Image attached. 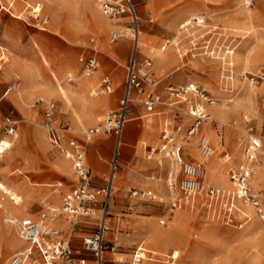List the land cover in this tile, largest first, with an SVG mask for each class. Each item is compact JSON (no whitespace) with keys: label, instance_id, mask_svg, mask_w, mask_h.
I'll use <instances>...</instances> for the list:
<instances>
[{"label":"rangeland","instance_id":"374dc122","mask_svg":"<svg viewBox=\"0 0 264 264\" xmlns=\"http://www.w3.org/2000/svg\"><path fill=\"white\" fill-rule=\"evenodd\" d=\"M133 2L147 44L138 51L131 36L111 42V32L118 25L103 14L97 0H0V264H7L12 255L28 246L15 227L5 221L8 215L32 216L41 222L46 218L43 229H58L57 239L69 240L76 257L93 260L82 238L95 226H79L71 235L70 221L62 213L63 196L76 185V174L64 153L50 142L42 110L32 104L38 96L56 101L57 123L69 125L82 142L94 170L93 184L105 185L118 138L112 133L88 131L101 126L116 104L114 95L105 93L99 85L100 80L96 83L97 73L100 70V77L110 74L114 87L120 86L122 82L115 84L117 76L125 80L134 52L138 63L152 60L149 70L155 83L146 85V93L137 94L138 103L130 102V121L122 134L124 143L110 199L106 238L117 246V251L108 255L109 264H129L139 244L165 253L156 256L160 260L172 251L178 252L179 264H264V221L255 207L236 198L237 221L228 223L222 203L205 192L204 200L197 194L186 199L188 203L181 209L171 211L167 177L162 186V177L156 171L168 164V172L176 175L179 166L167 159L159 164L162 155L151 152L162 143L161 132L168 119L175 130V142L185 146L186 161L201 164L205 174L209 164L214 166L217 176L211 186L230 192L216 179L221 176L231 183L230 175L225 177L222 172L229 173L243 164V155L248 158L264 150V0ZM38 10L40 16L36 17ZM96 16L108 22L103 31L96 24ZM192 16L202 17L204 22L181 28L180 24ZM78 25H82L81 31ZM179 29L182 38L178 39V48L170 46L157 55L161 44L175 37ZM122 39L128 41L123 56L114 49ZM90 54L98 57L100 65L94 75L87 76L79 57ZM59 69L66 71L60 73ZM15 76L20 84L16 90L6 92ZM68 76H73L74 82H69ZM81 79L91 86L87 91L77 89ZM188 83L203 86L214 101L205 103L208 119L192 134L188 133L194 126V118L188 114L190 103L202 106L203 102L192 94H186V102L177 101L167 90L169 85ZM156 89L162 103L149 113L143 97ZM122 91L123 85L118 93ZM108 95L113 97L110 107L92 109L97 108L96 100ZM136 105L139 109H133ZM7 118L19 120L14 135L6 131ZM178 126H182L179 132ZM206 134L211 138L212 153L203 160L199 147ZM252 136L261 138L262 147L248 154ZM259 161L254 162L255 167L252 165L251 184L264 211V160ZM232 187L235 194L234 184ZM136 190L152 191L153 197L135 195ZM17 195L21 200L16 199ZM178 195L183 193L179 191ZM240 208L250 216H242ZM77 237H81L79 242ZM147 254L155 258L153 253ZM29 258L25 264H46L38 251Z\"/></svg>","mask_w":264,"mask_h":264},{"label":"built area","instance_id":"2783aa9c","mask_svg":"<svg viewBox=\"0 0 264 264\" xmlns=\"http://www.w3.org/2000/svg\"><path fill=\"white\" fill-rule=\"evenodd\" d=\"M103 14L112 20L123 22L125 17H130L122 27L112 30L110 35L111 42H115L126 34L130 35L133 40H136L140 32L141 16L133 0H97ZM35 10V9H34ZM36 12V17H39V11ZM47 22V18L43 19V23ZM202 24L204 19L199 16H192L185 19L181 24V28H187L192 23ZM94 41V39H91ZM2 59H0L1 61ZM83 65L84 72L88 75L93 74L98 70L100 62L96 56H81L79 58ZM152 60L150 58L144 59L138 63L136 53L134 52L129 64L127 66V77L124 86V93L119 101L116 109H112L107 113L106 119L101 126L89 129V134L99 132L112 133L117 140V146L120 144V138L124 132L125 126L128 122L130 115V101L133 95L144 94L146 92V85L155 83L150 68ZM1 68V66H0ZM74 77L68 76V81H73ZM20 78L15 76L7 91L16 90L20 84ZM102 86L105 92L111 93V79L106 75L102 80ZM168 93L171 98L177 101H184V95L192 94L200 99L203 104L199 106L198 103H190L189 115L194 118V126L189 129L188 133L192 134L196 128L208 119V112L205 103L212 104L214 101L207 90L201 85H181L167 87ZM144 106L148 112H152L157 105L162 103L159 95L150 94L144 98ZM46 103L45 121L43 126L49 134V139L52 145L60 149L65 156L70 160L74 168L77 185L67 192L62 199V213L66 215L70 221V234L77 227L81 225L83 219H96L94 231L86 233L83 238L84 249L93 253V264H109V253H115L117 246L111 241L107 240L106 232L108 230V219L110 218V199L113 191V180L115 169L117 167L119 150L115 153L112 171L107 179L105 185L101 187L95 186L93 183V171L88 165L86 160V152L83 145L75 139L69 140L67 146L64 142L62 131L64 127H60L55 123V102L45 100L40 97L34 103L39 105ZM177 104V103H176ZM173 104V105H176ZM18 120L9 119L6 125V131L10 135L16 133ZM171 122L165 124L162 132V144L156 148L157 153L161 154L163 158L170 159L179 166V171L176 175L169 174L166 183L169 195L171 197L169 205L171 211L181 209L188 201L186 199H193L201 190L203 186L202 181V168L198 164L186 161L185 146L183 143L175 142V130L171 127ZM182 130V126H178L176 131ZM262 147V140L258 136H252L248 153L255 152ZM200 150L204 154L211 152V144L206 136L200 139ZM153 152V149H151ZM250 158L251 154H250ZM253 174L252 165L250 163H243L239 167L231 169L229 172L230 178L236 189V197L244 203L251 204L256 208L257 213L264 221V211L261 204L260 197L254 192L251 178ZM181 191L183 196H179L178 192ZM206 193L210 199L220 201L225 211V219L228 223L237 221L236 211L237 206L234 197L218 187L209 186ZM135 195L141 194L144 197L152 198V191L141 192L138 190L134 192ZM98 212V213H97ZM7 222L12 224L17 233L23 238L28 246L18 253H15L9 259L7 264H24L25 260L34 255L38 251L46 264H89L86 257H76L72 245L69 240L57 238L60 235L58 229L50 228L49 230L43 229L42 222L34 219L32 216L23 217H9ZM162 223L164 221H161ZM246 223V221H244ZM244 223H240L243 226ZM147 251L143 244L137 245L133 252L129 264H144ZM166 259L162 260L164 264H179V253L172 251L165 256ZM158 259L150 258L149 261L157 262Z\"/></svg>","mask_w":264,"mask_h":264},{"label":"bare ground","instance_id":"6f19581e","mask_svg":"<svg viewBox=\"0 0 264 264\" xmlns=\"http://www.w3.org/2000/svg\"><path fill=\"white\" fill-rule=\"evenodd\" d=\"M98 2V1H97ZM152 2L154 3L155 2V0H152ZM99 3V2H98ZM100 6V5H99ZM39 11V14H40V11L41 10H38ZM98 15V14H97ZM101 16V15H100ZM96 24H97V26L99 27V29L101 30V31H103L104 30V28L106 27V25H108V22H107V20L106 19H104V18H101V17H98V16H96ZM115 21V20H114ZM119 27V26H118ZM107 28H108V26H107ZM83 28L80 26V25H78L77 26V30H79V31H81ZM181 34H182V31L179 29V30H177V35L175 36V37H173L172 39H170V40H165L164 42H163V44H161V46L157 49V55H159L160 54V52L162 53V51L163 50H166L168 47H170V46H175V47H177L178 45H179V41H178V39L181 37ZM124 37H130V35H128V34H126ZM124 37H121V38H124ZM138 37V38H137ZM136 37V44H135V48L137 49V51H138V49H140V48H146L147 47V44H146V39H145V35L143 34V32H142V30H141V27H140V32H139V34H138V36ZM182 38V37H181ZM181 38H180V40H181ZM119 40V39H118ZM104 45L105 46H107V43L105 42L104 43ZM134 48V49H135ZM171 48V47H170ZM178 48V47H177ZM171 50V49H170ZM172 51V50H171ZM136 53V52H135ZM231 53V52H230ZM158 61V60H157ZM97 71H95L93 74H90V75H88L87 73H86V75L87 76H92V75H94L95 73H96ZM56 78H57V76H56ZM57 80H58V78H57ZM59 81V80H58ZM189 84V83H188ZM189 85H195V84H193V83H190ZM60 88V87H59ZM27 89H28V87H27ZM25 91V89H24V87L23 88H21L20 89V91H21V94H23L22 93V91ZM61 90L63 91V93H64V95H65V90H64V88L61 86ZM107 93V92H106ZM20 94V93H19ZM20 94V95H21ZM109 94V93H108ZM247 94H248V96L249 97H251L252 96V92L248 89V92H247ZM107 97H109V96H107ZM107 97H106V99L105 98H101V99H99L98 101L96 100V102H95V105L97 106V108H100L102 105H104V103H106V102H108L109 101V99H107ZM184 99H188L187 97H186V95H184ZM111 100V99H110ZM140 101V98L138 97V95L136 94L135 96H132V98H131V103H133V104H136V103H138ZM214 103V102H213ZM212 103V104H213ZM199 104V103H198ZM199 106H200V104H199ZM210 109V108H209ZM247 110V109H246ZM248 111V110H247ZM218 118H220V117H218ZM222 118V117H221ZM220 118V119H221ZM128 121H130V120H128ZM169 122V120L167 119L166 121H165V124L166 123H168ZM165 128V127H164ZM206 137L208 138V140H209V142H210V144H211V138H210V136L209 135H207L206 134ZM175 138H176V134H175ZM120 144H119V146H118V150H120V148L122 147V145H123V143H124V141H123V137H121L120 139ZM212 145V144H211ZM219 145V144H218ZM240 149V148H239ZM155 151H156V147L155 148H153V153H155ZM152 152V151H151ZM262 152L264 153V150H261L260 152H259V154L257 155V154H251V157L252 158H250V156L248 157V158H243V156H242V158H240V160L241 161H243V163H250L251 165H253V167H255V164H254V162H257V164L260 162L259 160L260 159H262V160H264V156H262ZM211 153H212V146H211V152L209 153V154H204V153H202L203 155H202V157H203V160H205V159H207L210 155H211ZM239 154V153H238ZM243 154V153H242ZM249 154V153H248ZM235 155H237V154H235ZM239 156V155H238ZM240 157V156H239ZM245 157V156H244ZM236 158H238V157H236ZM158 160H159V164H162L163 163V156L162 157H160V158H158ZM231 163H233V161L231 162ZM177 165V164H176ZM198 165H200L201 166V164H198ZM178 166V165H177ZM202 167V166H201ZM218 167V166H217ZM253 167H252V169H253ZM215 172H216V168L214 167V166H212L211 164H209L208 166H207V172H206V174H205V168H204V171L202 170V176H203V178H204V174H205V182H203V186H202V188H201V190L199 191V193H198V198H200V197H203V200H204V194H205V192H206V189H207V187H209V186H211V184H212V181L214 180V178H215V176H217V174L214 176V174H215ZM223 173V176H225L226 177V175H228L229 173L227 172V171H224V172H222ZM116 182V173H115V175H114V180H113V183H115ZM216 183L217 184H219V185H221V186H223V187H226V188H228V189H230V192H228V191H226V192H228V193H230L233 197H234V199H236L237 197H236V189H235V194L233 193V191H231V190H233V184H232V182L230 183V182H228V181H226V178L224 179V178H222L221 176L220 177H218L217 179H216ZM235 187V186H234ZM221 189V188H220ZM223 190V189H222ZM17 200H21V198H20V196L19 195H17V198H16ZM238 199V198H237ZM240 201V200H239ZM18 202V201H17ZM244 203V202H243ZM245 204V203H244ZM246 206V205H245ZM249 206H251V205H249ZM238 208V207H237ZM247 208V207H246ZM250 208H253V207H250ZM53 210H56V209H53ZM240 211H241V215L242 216H246V215H248V216H250L245 210H243V209H241L240 208ZM253 212V211H252ZM252 214H254V213H252ZM43 216H45V215H43ZM9 217H16V216H6L5 217V221L7 222V219L9 218ZM250 218V217H249ZM253 218L251 217V219L250 220H252ZM45 221H46V218H43L42 219V222H43V225H44V223H45ZM8 223V222H7ZM8 224H10V223H8ZM10 225H12V224H10ZM255 225V224H254ZM13 226V225H12ZM6 234H8V233H6ZM9 235H7V237H8ZM7 244H8V246L9 245H11V241H9V239L7 240ZM151 252L154 254V255H156V254H159V255H165V253H163V252H158V251H155V250H151ZM29 258V257H28ZM27 258V259H28ZM150 258V257H149ZM26 259V260H27ZM25 260V261H26ZM146 260V259H145ZM144 260V261H145ZM122 261V260H121ZM146 262V261H145ZM145 262H144V264H145ZM24 264H25V262H24Z\"/></svg>","mask_w":264,"mask_h":264},{"label":"crops","instance_id":"0c3cea01","mask_svg":"<svg viewBox=\"0 0 264 264\" xmlns=\"http://www.w3.org/2000/svg\"><path fill=\"white\" fill-rule=\"evenodd\" d=\"M123 22H118V21H114L119 27H122L128 20H125V19H123L122 20ZM81 27H82V25H80ZM67 33H69V32H67ZM118 41V40H117ZM116 42V41H115ZM115 42H112V43H115ZM127 45H128V41L126 40V39H122L121 41H119V43H117L115 46H114V49L116 50V51H118V52H120V53H124L125 52V50H126V47H127ZM127 52V51H126ZM125 52V53H126ZM125 53L124 54H122V56L123 55H125ZM81 56H84V55H81ZM80 56V57H81ZM88 56H96L95 54H90V55H87L86 57H88ZM79 57V58H80ZM97 57V56H96ZM97 59H98V57H97ZM131 59V58H130ZM99 60V59H98ZM80 61V60H79ZM100 62V61H99ZM59 71H60V73H64L65 71H66V69H59ZM106 75H108L109 77H110V79H111V86H112V92L111 93H109V94H113L114 95V104L113 105H115L116 104V107L115 108H113V109H116L117 107H118V105H119V101H120V99H121V97L123 96V93H124V86H125V82H126V77H127V71H126V77H125V80L123 81L122 80V78H120V77H118L117 76V79H116V81H115V84L116 83H121L122 82V84L120 85V86H122L123 85V91L121 92V93H118V89L120 88V86H116V87H114V83H113V78H112V76L110 75V74H103L101 77H100V70H98V73H97V78H96V83L98 84V82H99V80H100V83H99V85L100 86H102V80H103V78L106 76ZM73 77V76H72ZM86 77H84L83 79H85ZM83 79H81L80 81H79V84H78V90H82L81 88H83V90H85V91H87L91 86H87V85H85L84 84V82H83ZM75 80V79H74ZM74 80L73 81H71V83L72 82H74ZM70 82V81H69ZM78 83V82H77ZM77 83L76 84H74L73 86H76L77 85ZM73 86H71V87H73ZM146 91H147V89H146ZM156 91H157V89L156 90H154V91H152V92H150V93H148V94H146V95H144V97L143 98H146V97H148L151 93L152 94H155V95H157L156 94ZM105 92V91H104ZM106 93V92H105ZM146 93V92H145ZM91 95H92V92L90 93ZM4 95V94H3ZM4 96H6V95H4ZM109 97H107V96H104V98L106 99V97H107V99H109V101L108 102H106V103H104V105H103V107H106V106H108V105H110L111 103H112V100H113V97L111 96V95H108ZM40 97H42V98H44L45 100H51V101H53V102H55V105H56V107H55V123L58 125V126H60V127H64V131H62V133H63V136H64V142H65V144L67 145V146H69L68 145V143H69V140H71V139H75V140H77L78 142H80L81 144H82V142L80 141V139L76 136V135H74L73 134V130L71 129V127H69V125H64V126H61L60 124H58L57 123V120H56V113H57V103H56V101L54 100V99H47V98H45V97H43V96H38V97H36L35 98V100H34V102H33V104H32V107H38L39 108V110H42V112H43V118H44V120H43V122L45 121V110H46V103H41V104H39V105H35L34 106V103L36 102V100L38 99V98H40ZM111 99V100H110ZM63 104L65 105V103L63 102ZM64 105H63V107H64ZM113 105H111V106H113ZM158 106V105H157ZM156 106V107H157ZM102 107V108H103ZM108 107H110V106H108ZM139 105H136V106H134L133 107V109H139ZM65 108V107H64ZM102 108H100V109H102ZM92 109L93 110H99L98 108H96V107H92ZM146 109V108H145ZM112 110V109H111ZM149 113H151V112H149ZM9 119H16V118H7V121H6V123H5V125H7V122H8V120ZM17 120V119H16ZM19 121V120H18ZM18 128H19V122H18V125H17V129H16V131L18 130ZM46 129V128H45ZM91 129V128H90ZM164 130V129H163ZM163 130H162V132H163ZM162 132H161V137H162ZM47 133H48V131H47ZM48 136H49V134H48ZM51 142V141H50ZM162 142H163V140H162ZM162 144V143H161ZM160 144V145H161ZM83 145V144H82ZM159 145V146H160ZM185 153H186V151H185ZM65 155V154H64ZM66 157V156H65ZM67 158V157H66ZM68 159V158H67ZM163 159H167V158H163ZM69 160V159H68ZM86 160H87V158H86ZM168 161L170 160V159H167ZM70 161V160H69ZM71 163V162H70ZM87 163H88V161H87ZM71 165H72V163H71ZM88 165L91 167V169H92V171H93V179H94V170H93V168H92V166L88 163ZM73 167V166H72ZM169 165L167 164V165H165V166H163L162 168H160L159 170H157L156 172L157 173H159L160 175H161V183H162V186H163V182H165V179L163 180V178H165V177H168V175L169 174H171L170 172H168L169 170ZM73 170H74V168H73ZM75 172V171H74ZM116 173V172H115ZM110 175V174H109ZM108 179V178H107ZM94 181V180H93ZM107 181V180H106ZM167 184V183H166ZM76 185H77V179H76ZM75 185V186H76ZM113 185H114V183H113ZM74 186V187H75ZM96 219H93V218H90V219H83L82 220V222H81V225H80V227L81 228H92V225L93 226H95L96 225ZM82 224H85V225H82ZM80 238L81 237H77L76 238V241H80ZM108 240V239H107ZM147 251H149L150 253H152L151 252V250H148L147 249ZM110 254V253H109ZM108 254V255H109ZM132 255V254H131ZM155 256H161V255H159V254H156ZM163 256V255H162ZM152 258V256H149L148 254H146V260L145 261H149V259L150 258ZM28 259H30V258H28ZM88 259V261H89V264H93V260L91 259V258H87ZM144 261V262H145ZM26 262V261H25ZM149 262H151V261H149ZM150 264H164L163 263V261L162 260H159V261H157V262H151Z\"/></svg>","mask_w":264,"mask_h":264}]
</instances>
